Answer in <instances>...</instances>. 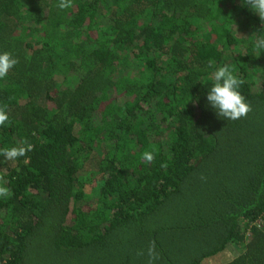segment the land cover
I'll return each mask as SVG.
<instances>
[{"label": "trees", "instance_id": "trees-1", "mask_svg": "<svg viewBox=\"0 0 264 264\" xmlns=\"http://www.w3.org/2000/svg\"><path fill=\"white\" fill-rule=\"evenodd\" d=\"M58 4L0 0V152L32 145L0 155V264H264V22L242 0ZM224 65L238 120L207 105Z\"/></svg>", "mask_w": 264, "mask_h": 264}, {"label": "clouds", "instance_id": "clouds-1", "mask_svg": "<svg viewBox=\"0 0 264 264\" xmlns=\"http://www.w3.org/2000/svg\"><path fill=\"white\" fill-rule=\"evenodd\" d=\"M242 2L264 22V0H242ZM58 7L61 9L70 7V0H59ZM255 47L264 49V38L258 39L255 42ZM17 63V58L11 52H0V79L5 78L10 69ZM240 86L241 80L228 65L221 66L214 72V84L208 89L206 101L217 117L226 120H238L248 113L250 110L249 105L239 91ZM7 119L6 113L0 110V126L4 125ZM31 150L32 145L25 144V146H14L3 150L0 155H3L8 160H15L25 156ZM144 159L152 161V153H145ZM9 192L10 189L0 186V198L6 197ZM149 252L151 254L152 249Z\"/></svg>", "mask_w": 264, "mask_h": 264}]
</instances>
